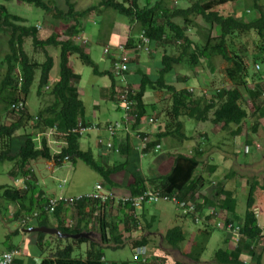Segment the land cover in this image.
I'll use <instances>...</instances> for the list:
<instances>
[{
    "label": "trees",
    "instance_id": "16d2710c",
    "mask_svg": "<svg viewBox=\"0 0 264 264\" xmlns=\"http://www.w3.org/2000/svg\"><path fill=\"white\" fill-rule=\"evenodd\" d=\"M0 1L2 2L0 3V35H6L8 38V52L1 60L5 69L0 77V104L2 105L0 162H14V169L10 172L11 177L18 172L20 177L24 178L28 175L32 179V181L23 182L21 186L24 188L11 185L0 186V199L7 204L5 209L12 204L16 206L12 220L19 222L32 212H37V216L33 217L25 228L46 226L55 228L65 235L87 234L92 233L91 220L95 217V229L100 238V244L90 242V237L66 238L68 242L65 245L56 247L53 253L41 258L39 263L32 262V264H127L125 262L106 263L103 249L114 250L123 246V233L130 234L128 222H133L135 227L140 217L147 221L144 206L160 203L159 199L155 202H147V198H144L141 203V209L144 212H140L141 215L136 214L138 209L129 199L143 196L148 191L168 197L173 196L178 202L190 201L194 204L199 217L209 221L200 226L194 223L190 216L182 215L180 208L176 206L180 216L200 227L195 233L197 235L190 240L191 242L184 250L180 249V245L185 241L186 234L181 227L174 226L162 236V241L167 247L173 251H180L182 256L189 260L186 264H202L199 260L211 232L221 231L215 226L212 227L211 218L203 213L206 206L216 210L213 222L220 220L240 227L241 237L238 241L225 233L234 242L235 247L232 250L227 249L228 239H225L222 246L213 254L214 264H245L240 259L241 255L248 256L254 264H261L262 249L257 248V245L259 243L262 247L264 245L262 235L264 224L263 228L259 227L260 224L252 208L258 205L260 210L262 209V206L255 202L254 193L257 189L264 195V166L261 177L252 176L248 182L245 209L240 217L235 213L236 202L233 192L225 187L226 180L236 178V171L230 170L221 180L215 181L216 185L210 198L201 194H197L196 198V193L203 187L215 184L210 175L216 172V165L208 161L202 163L200 157L203 156V152H193L189 155L176 153L173 155L171 168L166 174H160L155 168L147 169V173L144 174L141 171V155L154 152L155 146H158L164 138L178 142L190 140L185 134L186 121L198 124L208 122L214 127L219 126L220 131H227L225 133L229 139L241 136L242 130L245 132L248 128L249 135L246 134L243 137V144L246 148L245 157L250 156L251 160L253 153H264V0H250L251 7L255 9L257 16L249 21L243 20L246 5L241 4L242 9L239 13L241 19L235 16L233 10L221 12L218 9L229 3H237L238 0H155L153 5L149 3V0H145L143 6H139L138 0H130L128 6H125L128 0H100L97 5L89 6L82 11H75L71 0L64 1L67 6L66 10L52 8L43 0ZM9 1L34 5L46 13H51L54 20H64V24L70 19L85 18L100 7L110 9L134 22L137 32L142 34L147 42L140 41L141 48L138 50V55L126 62V70L120 74L111 71L110 67L114 58L109 57L110 55L107 56L110 61L109 70H101L90 55L70 39L81 32L82 26L65 24L63 35L68 39L59 40L62 36L59 31L39 39L37 27L41 25H27L20 16L9 13L3 4ZM178 2L183 3L182 6ZM190 28L196 30L197 40L195 42L186 34ZM100 36L102 38L101 34ZM26 38H30L34 51H42L43 61H37L24 52L23 44ZM132 41L129 39L127 44L131 45ZM235 42H241V46L234 48ZM170 46H176L178 49L176 54L167 53ZM51 50L57 52L58 78L48 88L50 72L53 68V54H49ZM73 56L82 65L89 67L93 75L108 78L109 86L99 89L103 99L116 101L118 105H116V110L122 113L119 115L122 124L123 115L132 117L130 122L124 123L112 136L107 135V141H101L99 138L96 140L95 148L97 153L99 152L98 161L94 159L88 147L86 150L79 147L78 141L83 134L72 131L76 129L78 122L83 126L90 124L85 121L84 105L77 94V84L81 76L74 73L69 64ZM141 57L144 60L148 58L145 68L140 66ZM181 65H186L194 74L201 68L204 79L202 82L199 80L197 89L185 86L189 85L187 78L180 76V72L177 71L178 66ZM36 71L37 96L42 94V89L48 88L51 98L47 106L35 115H30L26 108L25 98L35 80ZM192 79L196 80L195 77ZM177 80L183 84L179 90L172 84L173 82L178 83ZM215 85L220 86L212 88ZM115 87L120 96L127 94L124 103L113 98ZM148 90L152 91L158 100L169 95L166 100L168 104L161 110L164 116L159 122L156 121V114L155 117L152 116V112L157 109L154 103L144 102V95ZM207 93H209L208 96H206ZM19 103L21 106H18ZM124 106L128 107L124 110L122 109ZM147 109H151V112ZM247 115H251L252 118L248 126L246 124L249 119ZM5 117L8 123H5ZM149 120L151 122H148ZM260 121H263V124ZM29 122L32 123L31 132H34V129L38 133L54 130L55 133L51 134V137L53 136V140L57 142H62L61 149L52 154L47 138L42 135L36 145L33 139L34 133H24ZM142 122L148 126L153 122L157 124L156 129L158 130L154 133L147 132ZM20 131H23V134L17 136L16 133ZM217 136V134L200 135L199 142L203 146L205 142L213 146V140ZM143 138H146V141L143 148L138 150L136 143L138 139ZM218 141L222 143L221 140ZM109 142L110 146L107 147L106 144ZM258 142H261L260 146ZM103 152L109 153V156L103 158L100 155ZM65 159L72 163L80 159L89 165L102 177L103 182L100 184L106 190L116 186L110 180L111 175L120 172L127 173L132 179L126 188L129 199L120 201L105 198L103 201L99 199L92 201L82 198L74 206L77 211L74 226L68 221V213L72 212V208L61 204L62 202L58 203L59 205L51 214L45 213L43 208L47 205L48 197L44 196L46 193L43 190L34 185L33 176L35 174L28 170L27 165L30 161L38 160L53 161L56 165H61ZM100 162H103L104 166H101ZM116 206L120 212L119 217L111 216L106 212ZM97 212L99 213L96 214ZM150 220L154 222V217H150ZM119 225H122L123 232L119 231ZM18 232V230L15 231V233ZM46 235L48 234L35 233L34 245L36 246L33 258L42 254ZM57 239L62 240L58 237ZM147 241L141 238L132 242V261L140 264L147 263L146 255L135 253L136 248L143 246L147 248ZM81 243H86L87 247L83 255H76V250L80 249ZM22 247L21 245H9L5 250L12 251L22 249ZM256 248L260 250L259 253L256 252ZM14 263L22 264V258H15ZM171 264L184 263L175 261Z\"/></svg>",
    "mask_w": 264,
    "mask_h": 264
},
{
    "label": "rangeland",
    "instance_id": "374dc122",
    "mask_svg": "<svg viewBox=\"0 0 264 264\" xmlns=\"http://www.w3.org/2000/svg\"><path fill=\"white\" fill-rule=\"evenodd\" d=\"M65 0H43L48 6L55 7L59 10H66L67 6L65 5ZM72 4H75L79 8H87L92 5H97L100 0H71ZM120 1V0H119ZM147 1V0H146ZM155 0H149V3L151 5L154 4ZM145 0H138L139 6L145 5ZM0 3H2L0 1ZM179 3V2H178ZM177 3V4H178ZM8 10L9 13L20 16L22 19H24V23L27 25H34L39 24L38 30V38L43 39L47 36H49L51 33H55L56 31H62V29L66 28V25L55 23L53 19L51 18L52 15L50 13H46L45 11L36 8L34 5L22 3L18 1H9L3 3ZM183 4V3H182ZM181 3H179L180 6H182ZM242 5H246V10L243 13V20L249 21L250 19L257 16V12L254 8L251 7L252 2L250 0H238L237 3L233 4H227L219 7L218 9L221 10V12H230L231 10L235 11V16L241 19V15H239L240 10L242 9ZM83 9V10H84ZM77 11V10H75ZM82 11V10H80ZM107 12L116 14V16H119L116 12L107 9ZM60 22L64 23V20H60ZM43 24V25H42ZM69 25V24H68ZM67 25V26H68ZM89 34L92 32L95 33L96 27L91 26L86 29ZM86 32V31H85ZM88 33H83L84 37L88 36ZM215 33V32H214ZM187 36L192 40H197L196 30L195 29H188L186 31ZM87 38L88 43L80 44L83 48L90 47L89 49V55L90 58L94 61V63L97 65V67L101 70H109V62L105 58V54L102 53V43L103 40L98 32V36H94V34H91ZM7 36L6 35H0V77L2 73H4V63H1L4 55L8 52L7 47ZM59 40H62L61 37H59ZM246 42V41H245ZM90 43H99L97 45L89 46ZM247 43V42H246ZM107 45V44H106ZM108 46V45H107ZM236 46H241V42H235L234 48ZM85 47V48H86ZM113 47V46H112ZM85 48L83 49L85 51ZM23 50L28 55L31 56V58L37 60V61H43L44 55L41 50L34 51L30 38H26L24 40L23 44ZM176 46H170L167 49V53L169 54H176L177 53ZM122 52V51H121ZM120 52V54H121ZM250 53V52H249ZM49 54H53V68L50 72V83L48 84V88L53 85L57 81L58 78V61H57V52L55 53L53 50L49 51ZM119 54V55H120ZM131 56H128L127 59H130ZM251 59V58H249ZM70 67L72 68L74 73H78L81 76L80 81L77 84L78 88V98L82 101L84 105L85 110V117L92 116L93 111L96 110L97 117L99 119V122L103 121L105 122H115L119 115L122 113L118 110H116V106L113 102L105 99H101V93L100 89L101 87L109 86V80L105 76H95L92 74L91 69L85 65H82L79 60L73 56L70 58L69 61ZM177 71L180 72V76L186 77L187 81L189 82V85L187 88H195L199 87V80L202 82V79H204L203 72H201V68L197 70V72L194 74L190 70V68H187L186 65L178 66ZM206 72V71H205ZM252 72V70H251ZM176 74V73H175ZM198 76V77H197ZM196 80H193L194 78ZM198 80H197V78ZM202 77V78H201ZM174 80V78H173ZM175 81V80H174ZM182 81V80H181ZM178 83L173 82L175 88L178 90L182 88L183 84L180 83L177 80ZM215 83V82H214ZM220 85H215L212 88H218ZM48 88H44L41 90L40 96H37V71L35 80L30 86L29 92L25 98L26 100V108L30 115H35L39 110L44 108L49 104V100L51 98L50 91ZM225 88H228V86H225ZM46 89H48L46 91ZM78 94V93H77ZM166 95V94H165ZM209 93L206 94L208 96ZM167 98H169V95H166L165 97H162V100H158V98L152 93V91H146L144 95V102L146 104H152L156 106V111L152 112V116L155 117V114L157 115L156 121L158 122L163 118L164 115L161 114V110L164 109L165 105L167 103ZM114 101V100H113ZM148 112H151V109H147ZM2 111V105L0 104V112ZM159 115V116H158ZM93 119L98 121L96 117L92 116ZM246 124L247 126L250 125V122L252 120L251 115H247ZM5 123H8V119L4 118ZM185 134L190 138V140H182L180 142L168 138V142L172 145H175L173 149L170 150H161L160 152H153L149 154H145L141 156V164H142V172L145 174L147 173V169L149 168H155L157 167L156 171L160 174L166 173L169 168L166 166H162L158 168L157 166V160L159 158H164V155H167L168 152H171L170 154H175V152H179L182 154H192L193 152H203V156L200 157L202 160L201 162L204 163L208 161V163L211 162V164L216 165V168L218 171H223L225 174L228 173L230 170L236 171V178H234V181H226L225 183L229 187V190H232L234 194V199L236 202L235 207V213L238 216H242L244 209H245V201L248 194V182L251 180L252 176H259L261 177L262 173V167L264 166V153L258 154L257 152L253 153L251 156L245 157L244 152H246L245 145L243 144L244 136L246 134L249 135V129L242 130L241 136H237L235 138L229 139L227 138V131H220V127H214L207 123H193L191 121L185 122ZM261 124H263V121H260ZM156 126V124L154 125ZM32 123L29 122L27 124V129L24 131V133H34L33 139L38 145L41 135L43 137H46L48 139V147L50 148L52 154L59 151L61 149V146L63 145L62 142H57L53 140V136L51 137V130L46 131L45 133H38L37 130H33L34 132H31ZM233 129V128H232ZM152 130V129H151ZM226 132V133H225ZM23 134V131L17 132L16 135ZM98 134V135H97ZM211 135V134H217L218 136L213 140V146L208 145L205 142V145L203 146L201 144L200 135ZM90 133L83 134L81 138L79 139V147L82 150L87 149V142L90 143L88 148L92 152L94 159L98 161L97 158V150L95 148V139L92 137V133L90 137H88ZM220 135V136H219ZM96 136L99 137V140H108L107 133L103 130L99 133H96ZM254 138V136L252 135ZM204 140V138H201ZM218 140H221L222 143H220ZM261 142H258L257 144L260 146ZM165 144V142H164ZM217 145L218 149H217ZM166 147V144H165ZM162 149H167V148ZM161 153H164L163 155H160ZM163 156V157H161ZM116 159V158H114ZM49 162V163H48ZM246 162L248 164H246ZM51 165V166H50ZM101 166L103 165V162H100ZM14 162L10 161H4L0 162V186L3 185H11L13 187L21 188L18 183L21 182L19 180L18 183H14V179L12 178L15 176V178H20L18 172H16L15 175L10 176L11 170L14 168ZM27 168L33 170L32 172L35 174L33 183L37 186L38 189L43 190L45 193H49L50 195H57L59 193H62L67 196H74V195H85L87 193H90L93 191L94 186L98 181L103 182L102 177L93 171L89 165L84 163L82 160L77 159L74 163L71 161L64 160L61 165H56L52 161H44V160H38V161H30L27 165ZM53 168V169H52ZM167 169V170H166ZM151 170V169H150ZM216 170V171H217ZM124 173V172H123ZM122 172L117 174L115 176V180L120 181L122 177ZM127 174V173H126ZM224 174V175H225ZM128 175V174H127ZM211 176V175H210ZM209 177V176H208ZM223 177V174H222ZM65 180L63 186L62 181ZM237 179V180H236ZM237 182H241L242 185H244L247 182V186H243L241 189L239 185H237ZM215 184H212L208 186L205 190L207 192L206 195H208V192L213 194V188ZM112 191L115 189H119L118 186L111 187ZM203 190V191H204ZM257 190V189H256ZM115 192V191H114ZM112 192L113 194H115ZM201 192H197V194H200ZM262 192L261 191H255L254 197L255 202L260 204L262 207V212H264V201L262 200ZM210 195V194H209ZM115 198H119L118 196L114 195ZM121 197H128V194L126 196ZM260 200V201H259ZM7 204L0 199V252H3L9 245L14 246H23L22 247V264H32L39 263V260L43 257H47L49 254L53 253L56 247L65 245L68 240L64 237H58L62 238V240L57 239V237L53 234L46 235L44 239V244L42 247V254L40 256H37L35 258L32 257L34 255L33 252H35V236L33 237L30 234L22 232L15 233V231L20 230L19 226L21 224V219L18 221L12 220L13 214L16 210L15 205H9L8 208ZM117 212H108L109 215L114 217H119L118 208L116 206ZM151 210L152 212H148L147 210ZM256 209L257 212V218L258 222L261 226L264 224V216H261V210L258 207V205L253 206L252 210ZM147 210H145V217L147 221H144L141 217L138 220V225L134 227L133 222H128L130 227V234L123 233V246L118 249H103V256L105 259V262H125L127 264H140L132 261V251L131 246L132 242L135 240H139L141 238L147 239V248L146 249V261L144 264H168L179 261L181 263H188L189 260L185 258L184 256H180V254L175 250L173 251L169 247L165 245L162 241V236L164 233L174 227L179 226L184 229L189 228L191 233H196V225H193L191 221L187 218H184L180 216L179 210L176 207L175 204L171 202H160L157 203L150 208L148 207ZM140 212H143V210L139 209L136 211V214L138 215ZM203 212H206V207L203 209ZM97 212L96 214H98ZM141 215V213L139 214ZM75 215L70 216L68 218V221L70 224L74 226L75 224ZM150 217H154V222L150 220ZM95 217L92 218V233H90L87 237H90L89 241L94 242L95 244H100V238L97 233L96 228V222ZM151 221V222H150ZM150 223L148 226L147 223ZM209 222V221H206ZM202 226L204 224H201ZM200 225V226H201ZM22 229V226H21ZM119 231L123 232L122 225H119ZM22 234V235H21ZM188 234H186L185 242H183L180 246V249L187 246L188 243H190L191 239H188ZM24 238V240L22 239ZM192 237V235H191ZM223 238V235L218 230H213L211 232V236L209 237L204 252L202 253L200 257V263L202 264H214L213 262V254L214 252L222 246L221 239ZM70 240V239H69ZM71 241V240H70ZM76 245V244H75ZM259 248L262 249L261 254V264H264V245L262 247L261 243L258 244ZM87 247L86 243H81L79 245V250H76V255H83L85 249ZM259 249L256 251L259 253ZM243 260L246 264H254V262L249 260V257L244 256ZM250 261V262H249Z\"/></svg>",
    "mask_w": 264,
    "mask_h": 264
},
{
    "label": "crops",
    "instance_id": "0c3cea01",
    "mask_svg": "<svg viewBox=\"0 0 264 264\" xmlns=\"http://www.w3.org/2000/svg\"><path fill=\"white\" fill-rule=\"evenodd\" d=\"M72 2V1H71ZM93 6V5H92ZM73 7H74V10H77V11H80V10H83L84 8H79L78 6H76L75 4H73ZM52 18V17H51ZM53 19V18H52ZM53 21L55 22V23H58L59 22V24L61 23V24H64V23H62V22H60V20H54L53 19ZM130 21V19L128 18V17H125V16H123V15H119V16H116V14H113V13H110V12H107V9H104V8H99L98 10H95V11H93V13L91 12L88 16H86L85 18H82V19H76V20H74V19H70V21H68L67 23H65V24H70V25H74V24H78V25H80V26H82L83 28H81V32H80V35L82 36V37H84V35H83V33H88L87 32V28H89V27H91V26H95L96 27V32L95 33H91V34H94V36H98V29L100 28V31H99V33L102 35V40H103V43L101 44L102 45V47H104V46H106V44L108 45V46H115L116 44H118V43H122V42H124L126 39H127V37H134L135 36V34H136V32L137 31H135V26L132 24V23H130L129 22ZM60 24V25H61ZM59 31V30H58ZM63 31H65V28L64 29H62V31H59L60 33L59 34H62V32ZM86 31V32H85ZM57 32V31H56ZM64 34V33H63ZM62 34V35H63ZM91 34H89L88 33V36L87 37H84V38H88L89 37V35H90V39H92L91 38ZM62 39L63 38H65V37H61ZM88 40V39H87ZM94 45H97V44H99V43H93ZM92 43H90V45L89 46H92L93 45ZM101 47V48H102ZM88 48H90V47H86L85 48V52L87 53V54H89V49ZM107 59V58H106ZM148 60V58H146L145 60H144V58H142L141 57V60L140 61H142L141 62V67H143V68H145L146 67V61ZM144 63V64H143ZM77 90H78V88H77ZM77 93H78V95H79V92L77 91ZM102 96V95H101ZM101 99H103L102 97H101ZM92 116H94V117H96V119H98V117H97V114H96V110H94L93 111V115ZM92 116H90V117H88V116H86L85 117V121L86 122H88V123H95V124H99L98 126L100 127V130H91V131H89L88 133H90V135H91V133H92V137H94V139H95V142H96V140L99 138V137H97L96 136V133H99V132H101L102 131V127L104 126V125H106L107 123H110V122H101V123H98L99 122V119H98V121H96L95 119H93L92 118ZM119 119V116H118V118H117V120ZM92 120H94L95 122H92ZM142 124H143V127L145 126V131H147V132H150V133H154V132H156V130H158V129H156L157 128V126H148V124H145V123H143L142 122ZM152 129V130H151ZM90 135L88 136V137H90ZM98 135V134H97ZM164 142H165V144H166V147H165V144H164ZM90 145V143H88L87 142V147ZM159 145H160V151L161 150H170V149H173L174 148V146L175 145H172L171 143H169L168 142V138H164V139H162L160 142H159ZM215 146H217V145H215ZM167 148V149H162V148ZM217 149H218V146H217ZM159 151V152H160ZM99 153V152H98ZM98 153H97V155H98ZM171 152H168L167 153V155H164V158H159L156 162H157V166H158V168H160V167H162V166H166L167 168H169L168 169V171L170 170V168H171V165H172V161H173V155H175L176 153H178V152H175V154H170ZM164 153H161L160 155H163ZM100 155L104 158V157H106V156H109V153H107V152H103V153H100ZM186 155V154H185ZM161 157H163V156H161ZM113 159V158H112ZM114 160V159H113ZM49 163V162H48ZM107 163H109V161H107ZM53 165H54V163H53ZM51 166V165H50ZM200 167V166H199ZM53 169V168H52ZM142 170H143V168H141ZM156 169H157V167H156ZM141 170V171H142ZM167 170V169H166ZM217 170V169H216ZM215 170V171H216ZM168 171H166V173L168 172ZM121 173V172H120ZM123 173V172H122ZM166 173H164V174H166ZM117 174H119V173H117ZM117 174H113V175H111L110 176V180L114 183V184H116V186H118V188L119 189H115L114 191H111V195H116V196H126L127 194H128V192H127V186L131 183V181H132V179H131V177L129 176V175H127L126 173H123L122 174V177H121V179H120V181H117V180H115V176H117ZM222 174H223V177H225V173L223 172V171H216L213 175H211V178H212V180H213V183H216L215 181L217 180V179H219V180H221L223 177H222ZM225 174V175H224ZM207 175V174H206ZM237 180V179H236ZM227 182L228 181H234V179H231V180H226ZM97 183H101L100 181H98ZM237 185H239L240 186V188L242 189L243 188V186L245 185V186H247V182L244 184V185H242L241 184V182H237L236 183ZM208 186H205V187H203L202 188V190L201 191H199V192H201L200 194L201 195H204V196H206V197H209L210 198V195L209 194H211V193H209L208 192V195H206L207 194V192L205 191V190H207L206 188H207ZM225 187H226V189H228L229 190V187L227 186V184L225 183ZM209 188V187H208ZM205 189V190H204ZM204 190V191H203ZM229 191H231L232 192V190H229ZM255 191H258V190H255ZM112 192H114L115 194H113ZM48 194V193H47ZM59 194H62V193H59ZM235 194V193H234ZM234 194H233V198H234ZM58 195V194H57ZM77 195V194H76ZM49 196H54V195H50L49 194ZM262 200L264 201V195L262 194ZM220 199H222V198H220ZM260 201V200H259ZM145 207V210H147V208L149 207H151V205H147V206H144ZM148 212H152L151 210H147ZM106 212H117L116 211V209L115 208H113V209H111V210H107ZM119 212V211H118ZM144 212V211H143ZM203 213H205V212H203ZM261 216H264V212H262V210H261ZM257 220H258V218H257ZM259 223V222H258ZM260 227H262L261 225H259ZM196 227V232L198 231V229L200 228V227H198V226H195ZM182 228V227H181ZM183 229V231H184V233L185 234H187V232H189V234H188V239H190V238H194L197 234H195V233H191L190 232V229L189 228H187V229H184V228H182ZM222 235H223V238L221 239V244H223V242H224V240L225 239H228V244H227V249H230V250H232V249H234V247H235V245H234V242L231 240V238H228V236L224 233V232H221V231H219ZM30 235H32L33 237H34V235L33 234H30ZM191 235H192V237H191ZM186 236V235H185ZM22 239H23V237H22ZM192 240V239H191ZM185 242V241H184ZM233 242V243H232ZM257 248H259V246L257 247ZM182 250H183V248H182ZM179 254H180V256H181V253H180V251H177ZM245 255H241L240 256V259H241V261L243 262V263H245L244 262V260H243V257H244ZM246 257H248V256H246ZM250 262V261H249ZM173 263V262H172ZM168 264H171V263H169L168 262ZM246 264V263H245Z\"/></svg>",
    "mask_w": 264,
    "mask_h": 264
},
{
    "label": "built area",
    "instance_id": "2783aa9c",
    "mask_svg": "<svg viewBox=\"0 0 264 264\" xmlns=\"http://www.w3.org/2000/svg\"><path fill=\"white\" fill-rule=\"evenodd\" d=\"M130 0H128L129 3ZM143 41H146L145 39H142ZM122 53L120 54V56L117 57V61L114 63V67H113V72L115 74H120L123 70H126V62L128 61L127 57L129 56V53L124 52L123 49H121ZM255 68L257 69V66H255ZM125 102V100L123 101V103ZM18 106H21V104L19 103ZM128 106H124L122 107V109H126ZM125 123H128L132 120V117L130 116H125L124 118ZM149 122H151L149 120ZM122 124H120L119 122H114L111 125H108L106 127V133L109 136H112L114 134V132L121 128ZM92 129H94L92 127ZM73 132H77L79 134H82L86 131H88V128L82 127L80 124H78L76 129L72 130ZM146 138L143 139H138L137 141V148L138 150H141L143 148V144L145 143ZM107 147L110 146V142L106 144ZM82 197H87L91 200L94 199H99L101 201H103L105 198H113V196H111L110 192H108V190L104 189L100 184H96L94 186V189L92 192L86 194L85 196H76V197H63V196H56L53 198H50L48 200V203L45 207V211H47L48 213L53 212L54 208L58 205V203L62 202L66 205H70L73 206V203L75 201H78L79 199H81ZM144 198H147V202H155L158 199L162 200V201H166V202H171L173 204H175L177 207L180 208V211L182 213V215H187L190 216L191 219L193 218L194 223H197L199 225L204 224V223H209L206 222L205 219H203V217H199L198 212L195 210L194 204L190 201H185V202H178L175 197H168L166 195H160L158 193H154L152 191H148L146 192L143 196H139L133 199H129L132 202V205L136 208V209H140L141 208V203L144 201ZM196 198H197V194H196ZM253 214L255 217H257L256 213L257 210L254 209L252 210ZM36 214H34L35 216ZM214 215V212H212L211 209H209V212L207 213V216H211ZM29 221L28 217L22 218L21 219V224H20V228L22 226V228H24L27 224V222ZM20 223V222H19ZM211 226L214 227L216 229L222 230L224 232H226L227 234L233 236L237 241L238 239L241 237L240 235V231H239V225H236L234 223H225L222 222L220 220H216L215 222H210ZM215 224V225H214ZM135 253L136 254H143L144 255V249L143 248H137L135 249ZM16 252H3L0 254V264H13V258L15 256Z\"/></svg>",
    "mask_w": 264,
    "mask_h": 264
},
{
    "label": "clouds",
    "instance_id": "9594fccd",
    "mask_svg": "<svg viewBox=\"0 0 264 264\" xmlns=\"http://www.w3.org/2000/svg\"><path fill=\"white\" fill-rule=\"evenodd\" d=\"M129 5V3H125V6H128ZM51 14V13H50ZM124 16V15H123ZM131 21V20H130ZM131 23L135 26V23L134 22H132L131 21ZM63 25H65V24H63ZM67 25V24H66ZM70 25V24H69ZM37 29H38V27H37ZM135 31H137L136 30V28H135ZM64 33V31L62 32V34ZM63 37H65V38H63V39H68V37H66L65 35H62ZM61 36V37H62ZM71 39V41H73V43H75V44H77L78 46H81L80 44H85L86 43V45H87V43H88V40L86 39V38H84V37H82L81 35H80V33L79 34H76L75 36H73V37H71L70 38ZM129 39H132L133 41H132V44L131 45H128L127 44V42H128V40ZM142 39H145L144 38V36L142 35V34H139L138 32H136V34H135V36L134 37H127V39L124 41V42H122V43H118V44H116L115 46H104V47H102V53H103V55L105 54V58H108L107 56L108 55H110L109 57H113L114 58V61L112 62V65H111V67H110V69H111V71L113 72V67H114V63L117 61V57L118 56H120L119 54H120V52H121V49H123V51L124 52H127V53H129V56H131V58L130 59H128V60H131V59H133L136 55H138V50L141 48V45H140V41H142V42H147V40L146 41H143ZM82 47V46H81ZM86 47V46H85ZM84 47V48H85ZM83 48V47H82ZM83 48V49H84ZM146 51V50H145ZM147 52V51H146ZM122 53V52H121ZM108 60V59H107ZM108 62H110L109 60H108ZM256 69V68H255ZM257 70V69H256ZM113 92H115V94H114V96H113V98L114 99H116V100H118V101H121L122 103H123V101L124 100H126V95L127 94H122L121 96H120V94H119V92H118V90H117V88L115 87L114 88V90H113ZM114 104H115V106L117 105V103H116V101H114L113 102ZM118 106V105H117ZM125 116H127V115H123V118H125ZM160 121V120H159ZM158 121V122H159ZM92 122H95L94 120H92ZM115 122H119L120 124H122V121H120L119 119L118 120H116ZM144 122H145V120H144ZM149 122V121H148ZM114 122H112V123H107L106 125H104L103 127H102V130L104 131V132H106V127L108 126V125H111V124H113ZM125 123V120H123V124ZM78 124H80L81 125V123L80 122H78L77 123V126H78ZM122 124V125H123ZM155 124H153V122H152V124L150 125V126H154ZM82 127H85V128H88V131H86V132H84L85 134H87V132H89V131H91V130H100V127L97 125V124H93V123H90L89 125H85V126H83V125H81ZM156 126H157V124H156ZM92 127L94 128V129H92ZM77 128V127H76ZM51 133H55L54 132V130H51ZM84 133H82V134H84ZM82 134H80V135H82ZM61 135H62V133H61ZM48 140V139H47ZM136 145H137V143H136ZM63 146V145H62ZM61 146V147H62ZM258 147V146H257ZM155 149L156 150H154V152H159L160 151V145H158V146H155ZM58 152V151H57ZM57 152H55V153H57ZM190 153L188 152V154H186V155H189ZM185 155V154H184ZM141 156H143V155H141ZM65 160H67V159H65ZM53 162V161H52ZM54 163V162H53ZM28 170H31V169H29L28 168ZM31 171H33V170H31ZM13 178V177H12ZM14 179V183H18L19 182V180H21V182L20 183H18V185H22L23 184V182H25L26 180L27 181H32V179H30L29 178V176L27 175V176H25L24 178H22V177H20V178H13ZM64 182H65V180L63 179V181H62V186H63V184H64ZM96 184H100V183H96ZM101 185V184H100ZM22 187V186H21ZM22 188H24V187H22ZM111 191H112V189H110V190H108V192H110V194H111ZM92 192V191H91ZM88 194V193H87ZM197 194V193H196ZM48 195H49V193H48ZM47 195V193H46V195H44L45 197H48V200L50 199V198H53V197H56V196H63V197H65V198H67V197H76V196H85V195H80V194H78V195H74V196H67V195H64V194H58V195H54V196H48ZM164 195V194H163ZM111 196H113V195H111ZM119 198H115L114 196H113V198L114 199H116V200H120V201H126V200H128L129 199V195H128V197L127 198H125V197H121V196H118ZM82 198H87V197H82ZM81 198V199H82ZM81 199H79V200H81ZM87 199H89V198H87ZM111 199V198H110ZM78 200V201H79ZM89 200H91V199H89ZM93 201V200H92ZM160 202H165L166 203V201H162V200H159ZM48 203V202H47ZM76 203H77V201H75L74 203H73V206H70V205H66V204H64V203H61V204H64V205H66V206H69V207H71L72 208V212H69L68 213V215H69V217L70 216H76L75 217V222H76V219H77V211L74 209V206L76 205ZM158 203V202H157ZM59 205V204H58ZM46 207V206H45ZM45 207L43 208V210L45 211ZM116 208V207H115ZM141 208H142V206H141ZM141 208H140V210H141ZM55 209V208H54ZM209 209H211L212 210V212H216V210L214 209V208H212V207H210V206H206V212L204 213L205 215H207V213L209 212ZM139 210V209H138ZM54 211V210H53ZM45 213H47V214H51V213H48L47 211H45ZM34 214H36L35 216H34ZM37 216V212H32L31 213V215H27L26 217H28L29 218V221L27 222V223H29L30 221H31V219L33 218V217H36ZM210 218H211V221L210 222H213L214 220H212L213 219V217H214V215H212V217L211 216H209ZM256 219H257V217H256ZM258 221V220H257ZM223 222V221H222ZM70 223V222H69ZM230 223V222H229ZM27 225V224H26ZM75 225V224H74ZM96 225V224H95ZM31 226V225H30ZM36 227H38V226H36ZM35 226H31V227H29V228H36ZM41 227H46V226H41ZM260 227V226H259ZM46 228H50V227H46ZM260 228H263V226L262 227H260ZM19 229L20 230H18V231H20V232H24V233H27V234H33L34 236H35V233H37V232H26L25 230L26 229H28V227L27 228H20L19 227ZM50 229H55V228H50ZM56 230V229H55ZM57 231V230H56ZM221 232H224V231H222L221 230ZM40 233H43V232H40ZM60 233V232H59ZM224 233H226V232H224ZM45 234H47V233H45ZM61 234V233H60ZM80 234V233H79ZM85 234V233H84ZM90 233H87V236L89 235ZM227 234V233H226ZM22 235V234H21ZM49 235V234H48ZM62 235H65V234H62ZM77 235V234H76ZM227 235H229V234H227ZM263 236H264V232H263V234H262ZM55 236H57V235H55ZM230 237H231V235H229ZM58 237H65V238H70V237H68V235H66V236H58ZM71 239H73V238H71ZM23 240H24V238H23ZM235 245V244H234ZM259 245H257V247H258ZM139 248H143L144 249V255H146V249H145V247L143 246V247H139ZM137 249V248H136ZM260 250H261V248H259ZM256 250H257V248H256ZM3 252H16V254H15V256H14V258H13V264H16V263H14V259L15 258H20L21 257V255H22V249H20V248H18V249H13L12 251H6V250H4ZM3 252H0V254L1 253H3Z\"/></svg>",
    "mask_w": 264,
    "mask_h": 264
},
{
    "label": "water",
    "instance_id": "95a60500",
    "mask_svg": "<svg viewBox=\"0 0 264 264\" xmlns=\"http://www.w3.org/2000/svg\"><path fill=\"white\" fill-rule=\"evenodd\" d=\"M25 231L26 232H43V233L53 234V235H57V236H66V235L60 234L55 229H50V228H46V227L45 228L44 227L28 228ZM68 237L76 239V238H79V237H87V234L80 233V234H77V235H68Z\"/></svg>",
    "mask_w": 264,
    "mask_h": 264
}]
</instances>
